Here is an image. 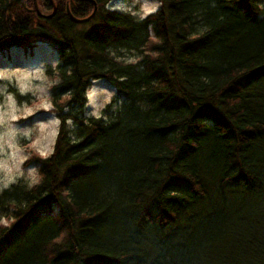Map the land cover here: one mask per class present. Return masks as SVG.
I'll return each instance as SVG.
<instances>
[{
	"label": "trees",
	"instance_id": "1",
	"mask_svg": "<svg viewBox=\"0 0 264 264\" xmlns=\"http://www.w3.org/2000/svg\"><path fill=\"white\" fill-rule=\"evenodd\" d=\"M54 1L0 0V51L60 60L54 151L0 194V264H264V0H160L142 20L94 0L85 23L67 5L93 2ZM101 79L120 100L87 116Z\"/></svg>",
	"mask_w": 264,
	"mask_h": 264
},
{
	"label": "rangeland",
	"instance_id": "2",
	"mask_svg": "<svg viewBox=\"0 0 264 264\" xmlns=\"http://www.w3.org/2000/svg\"><path fill=\"white\" fill-rule=\"evenodd\" d=\"M32 3L39 15H47L39 0ZM107 7L142 20L158 12L161 2L112 0ZM120 59L137 63L141 58L136 52H124ZM59 64L55 44L46 41L0 51V194L17 183L29 188L39 183V166L34 160L54 151L60 129L52 102V86L57 80L47 70ZM86 96L85 115L95 117L101 116L113 99L120 100L116 89L104 79L94 81ZM8 217L0 211V226L11 224Z\"/></svg>",
	"mask_w": 264,
	"mask_h": 264
},
{
	"label": "water",
	"instance_id": "3",
	"mask_svg": "<svg viewBox=\"0 0 264 264\" xmlns=\"http://www.w3.org/2000/svg\"><path fill=\"white\" fill-rule=\"evenodd\" d=\"M88 1L93 2L94 5H95V8H94L93 13H92L89 17H87V18H77V17H75V16L72 14L69 5H67V12H68L70 18H71L74 22H76V23H85V22L89 21L90 19H92V18L95 16V14H96V12H97V10H98V5H97L96 2H94V0H88ZM53 5H54V11H53V13H52L50 16H46V17H51V16H53V15L56 13V6H55V4H53ZM36 7H37V6H36ZM37 8H38V7H37Z\"/></svg>",
	"mask_w": 264,
	"mask_h": 264
},
{
	"label": "bare ground",
	"instance_id": "4",
	"mask_svg": "<svg viewBox=\"0 0 264 264\" xmlns=\"http://www.w3.org/2000/svg\"><path fill=\"white\" fill-rule=\"evenodd\" d=\"M235 222H233L232 224H234Z\"/></svg>",
	"mask_w": 264,
	"mask_h": 264
}]
</instances>
